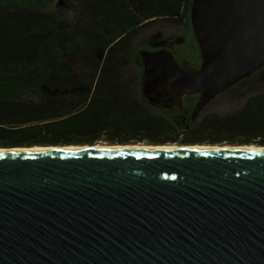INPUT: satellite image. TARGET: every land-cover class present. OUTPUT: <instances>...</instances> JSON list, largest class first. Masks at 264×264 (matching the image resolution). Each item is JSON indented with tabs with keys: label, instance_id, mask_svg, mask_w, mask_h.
Wrapping results in <instances>:
<instances>
[{
	"label": "water",
	"instance_id": "obj_1",
	"mask_svg": "<svg viewBox=\"0 0 264 264\" xmlns=\"http://www.w3.org/2000/svg\"><path fill=\"white\" fill-rule=\"evenodd\" d=\"M190 14L199 64L141 55L147 95L167 101L171 81L202 94L196 118L264 68V0H193ZM129 145L0 147V264H264V145Z\"/></svg>",
	"mask_w": 264,
	"mask_h": 264
},
{
	"label": "trees",
	"instance_id": "obj_2",
	"mask_svg": "<svg viewBox=\"0 0 264 264\" xmlns=\"http://www.w3.org/2000/svg\"><path fill=\"white\" fill-rule=\"evenodd\" d=\"M36 1L0 0V147L101 141L264 145V93L231 113L197 118L198 127L179 138L173 122L154 113L122 77L134 36L159 20L185 21L193 0H86L83 29ZM67 42L70 53L58 49ZM62 54L71 60L84 55L82 64L89 56L91 76L57 68Z\"/></svg>",
	"mask_w": 264,
	"mask_h": 264
},
{
	"label": "rangeland",
	"instance_id": "obj_3",
	"mask_svg": "<svg viewBox=\"0 0 264 264\" xmlns=\"http://www.w3.org/2000/svg\"><path fill=\"white\" fill-rule=\"evenodd\" d=\"M37 5L44 11L55 13L58 17L70 23L74 28L83 29L87 13L86 0H37ZM191 18L188 17L183 22L173 20H159L145 28L141 29L133 39L131 54L127 55V60L122 63V77L124 80L130 81V87L133 94L139 98L144 99L152 108L154 113L163 114L167 116L175 125L174 136L183 138L186 136V131L198 127L197 121L192 118L181 117L182 112L177 106H171L168 101H159L147 95L144 89L145 68L140 65L141 51L151 50L154 45L152 41H162L164 45L171 46L173 50L178 51L180 56L187 58L191 65L199 64L201 57L200 47L194 33L193 26L191 25ZM70 43L66 45H58V49L66 48V52L70 53ZM64 54V53H63ZM62 54L61 60L56 64L57 68L68 66L73 73H78L81 76L90 77L93 62L92 59L87 57V63L84 62V55H78L77 59L71 60L64 57ZM88 52L86 55H90ZM124 56V55H122ZM91 59V60H90ZM103 61H101V64ZM263 73L260 80L254 79L258 74ZM256 76L252 75L248 79H244L231 87L228 91L217 97L210 105L204 109L202 114L220 113L227 114L239 109L253 94L264 93V68L257 73ZM252 78V79H251ZM256 80V81H252ZM129 144H150L148 142L129 143ZM178 144V143H173ZM96 145H111L107 141H101ZM154 145V144H152ZM218 145H233L223 143ZM240 145V144H234ZM242 145V144H241ZM261 146V144H245Z\"/></svg>",
	"mask_w": 264,
	"mask_h": 264
},
{
	"label": "flooded vegetation",
	"instance_id": "obj_4",
	"mask_svg": "<svg viewBox=\"0 0 264 264\" xmlns=\"http://www.w3.org/2000/svg\"><path fill=\"white\" fill-rule=\"evenodd\" d=\"M190 16H191V14H190ZM164 41L165 40L152 41L151 44L154 45V48H152L150 51L153 52V51H158L161 49L171 50L175 54L177 62L179 64H181L184 68H186V67L188 68L189 67L188 63L190 61L187 58L180 56L179 55L180 53L176 50H173L171 48V46L164 45L163 44ZM201 60L202 59H200V62H201ZM140 65L142 66V68H145V65H146V62L142 56L140 57ZM169 87H170V93L166 97H162L160 99L161 100H167L168 102L171 103V105H177L178 108L180 109V112H182V115H180L181 117L192 118L194 120L197 117L200 118L203 115H205V114H202L203 112H201V114L199 116H197L196 118L193 116L195 106H196L197 102L201 99L202 94H190V93L184 92L183 90L179 89L178 86L173 81L170 82ZM222 94H220V95H222ZM219 96H217V97H219ZM156 97L159 98L158 96H156ZM209 105H210V103L206 106V108Z\"/></svg>",
	"mask_w": 264,
	"mask_h": 264
},
{
	"label": "bare ground",
	"instance_id": "obj_5",
	"mask_svg": "<svg viewBox=\"0 0 264 264\" xmlns=\"http://www.w3.org/2000/svg\"><path fill=\"white\" fill-rule=\"evenodd\" d=\"M98 146H106V145H96ZM117 146V145H116ZM129 146H146V144H134ZM256 146V145H255ZM254 145H246V147L253 148ZM83 146H32V147H23V148H14V149H3L1 151H30V152H42V151H56L61 149H81ZM152 147V146H150ZM159 149H172V150H201V149H208V148H217L218 146H207V145H179V144H164L156 146Z\"/></svg>",
	"mask_w": 264,
	"mask_h": 264
}]
</instances>
